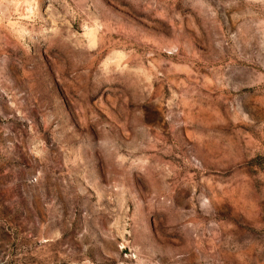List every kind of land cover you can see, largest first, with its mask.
Listing matches in <instances>:
<instances>
[{
    "label": "rangeland",
    "instance_id": "obj_1",
    "mask_svg": "<svg viewBox=\"0 0 264 264\" xmlns=\"http://www.w3.org/2000/svg\"><path fill=\"white\" fill-rule=\"evenodd\" d=\"M0 264H264V0H0Z\"/></svg>",
    "mask_w": 264,
    "mask_h": 264
}]
</instances>
